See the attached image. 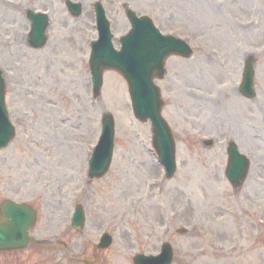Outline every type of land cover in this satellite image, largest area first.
Instances as JSON below:
<instances>
[{"label": "rangeland", "instance_id": "374dc122", "mask_svg": "<svg viewBox=\"0 0 264 264\" xmlns=\"http://www.w3.org/2000/svg\"><path fill=\"white\" fill-rule=\"evenodd\" d=\"M23 1L48 10L50 40L42 49L30 48L26 11L18 16L0 0L5 32L0 67L17 125L13 141L0 149V204L5 199L33 203L39 209L37 231L48 225L58 235L73 210L71 196L82 193L84 231L92 219L95 227L108 219L115 224L108 263L133 264L135 253H156L167 237L177 246L174 264H264V0H246L249 8L244 9L238 0L129 1L165 33L190 34L195 49L192 58L178 60L179 67L171 58L168 77L157 81L177 143V173L164 183L158 181L164 171L151 143V122L134 117L125 78L106 71L101 98L90 103L91 48L84 39L98 37L92 27L91 2L96 0H80L86 10L78 19L65 0ZM121 1L126 0L103 1L118 35L130 28ZM61 6L65 9L59 13ZM234 48L239 49L236 64H229L227 52ZM253 54L257 97L247 100L240 82L244 60ZM107 111L116 121L114 156L109 171L91 180L88 163ZM232 140L252 163L238 191L225 176ZM186 225L195 232L178 234ZM94 231L97 241L100 227ZM19 256L0 254V264L35 262L27 252Z\"/></svg>", "mask_w": 264, "mask_h": 264}, {"label": "water", "instance_id": "95a60500", "mask_svg": "<svg viewBox=\"0 0 264 264\" xmlns=\"http://www.w3.org/2000/svg\"><path fill=\"white\" fill-rule=\"evenodd\" d=\"M128 15L134 28L132 33L123 40L122 50H114L108 30L105 29L102 37L103 43L96 46L94 51L92 67L100 79L106 68H117L129 76L135 112L142 120L152 118L159 155L170 164L172 172L175 169L174 139L170 128L160 115V93L152 82V77L154 74L159 76L164 71V61L169 54L180 52L177 47L180 43L173 38L162 36L151 19H139L131 10H128ZM247 77L248 82H244L243 89L251 94L248 90L251 88L249 83L252 86V79L251 76ZM4 96V83L0 77V140L4 139L7 142L13 127L8 118ZM113 136L114 121L111 115L106 114L103 118V136L91 161L93 176H99L108 169L112 155ZM229 153L231 171L236 169L240 173L241 157L234 144L230 147ZM1 211L3 219L0 220V249L25 247L30 240L28 230L34 223V212L29 207L13 201L5 202ZM164 256L165 254L155 260L145 259L147 261L143 264H169V258ZM138 264L142 263L138 262Z\"/></svg>", "mask_w": 264, "mask_h": 264}, {"label": "flooded vegetation", "instance_id": "af4514ba", "mask_svg": "<svg viewBox=\"0 0 264 264\" xmlns=\"http://www.w3.org/2000/svg\"><path fill=\"white\" fill-rule=\"evenodd\" d=\"M45 231H46L47 237L52 236L51 231H50V235H49L48 225H46ZM61 243L66 244V242H64V240H62V239H54L51 242H47V245L49 246V248L52 249V250H49L47 252L46 257L48 260H52V259L60 260L65 256V254H63V253H57L55 251V249L53 248V245H59ZM38 244L39 243H35L33 245H38ZM80 250H82L81 251L82 257L80 259L84 260V256H87V255L91 258V259H88V261H90V262H88L89 264H110V263H108L107 259L105 257H103V255L99 251L100 249H99L98 245H96L92 241H88L86 244H84L82 246V248ZM100 259L102 260V263H96V261H98Z\"/></svg>", "mask_w": 264, "mask_h": 264}, {"label": "bare ground", "instance_id": "6f19581e", "mask_svg": "<svg viewBox=\"0 0 264 264\" xmlns=\"http://www.w3.org/2000/svg\"><path fill=\"white\" fill-rule=\"evenodd\" d=\"M238 2L242 5L243 9H244L245 7L249 8L248 4H247V3L245 4L246 0H238ZM14 7H15V9H17V8L24 9V8H25V5L22 4V5L14 6ZM15 9H14V10H15Z\"/></svg>", "mask_w": 264, "mask_h": 264}]
</instances>
